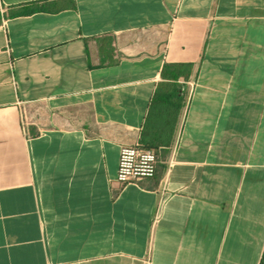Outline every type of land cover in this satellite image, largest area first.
<instances>
[{"label": "crops", "instance_id": "1", "mask_svg": "<svg viewBox=\"0 0 264 264\" xmlns=\"http://www.w3.org/2000/svg\"><path fill=\"white\" fill-rule=\"evenodd\" d=\"M263 250L264 0H0V264Z\"/></svg>", "mask_w": 264, "mask_h": 264}, {"label": "built area", "instance_id": "2", "mask_svg": "<svg viewBox=\"0 0 264 264\" xmlns=\"http://www.w3.org/2000/svg\"><path fill=\"white\" fill-rule=\"evenodd\" d=\"M160 153L139 143L120 148L116 181L122 186L155 176Z\"/></svg>", "mask_w": 264, "mask_h": 264}, {"label": "trees", "instance_id": "3", "mask_svg": "<svg viewBox=\"0 0 264 264\" xmlns=\"http://www.w3.org/2000/svg\"><path fill=\"white\" fill-rule=\"evenodd\" d=\"M259 264H264V250L260 259V263Z\"/></svg>", "mask_w": 264, "mask_h": 264}]
</instances>
